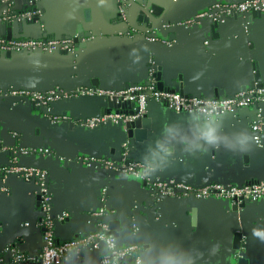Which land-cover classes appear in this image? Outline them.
Listing matches in <instances>:
<instances>
[{"label":"crops","instance_id":"1","mask_svg":"<svg viewBox=\"0 0 264 264\" xmlns=\"http://www.w3.org/2000/svg\"><path fill=\"white\" fill-rule=\"evenodd\" d=\"M215 1L219 0H134L163 9V21L171 24L192 17ZM116 3V0H39L41 16L36 22L4 25L0 17V33L13 37L54 38L75 35L78 28L96 35L83 42L76 63L70 55L57 52L0 56V89L46 90L56 84L92 86L93 80L99 86L117 88L145 81L148 42L139 36L132 39L124 36V26L116 22ZM130 9L133 20L136 10ZM247 22L244 29L238 19L230 20L220 25L215 34L207 23L194 29L171 27L164 36L172 34V41L159 42L154 47L155 52L164 53L159 60L165 87L182 84L187 92L227 96L249 85L254 77L264 83V17H248ZM68 102L50 109L73 119L101 112L97 102L81 99ZM18 104L12 107L0 100V140L11 144L12 133L17 132L21 144L35 140L40 144L33 145H46L51 151L48 157L25 156L22 162L48 171L55 213L63 210L69 213L68 220L55 226L59 240L94 231V224L87 223L83 216L100 206V190L106 187L110 207L120 217L122 231L118 241L145 245L140 254L142 264H264V230L249 221L240 223L245 236L235 242L234 220L225 217L222 209L198 207L192 215L183 208L169 206L157 219H136L138 231L130 234L131 218L126 210L134 204L146 205L145 184L118 175L107 177L101 169L75 163L90 156L122 157L121 143L125 137L120 127L106 124L89 130L52 125L32 105ZM149 118L152 131L143 142L134 145L131 156L149 163L151 177L194 185L216 180L241 184L264 179V151L253 143L245 114L235 119L218 117L202 121L197 117L174 116L166 107L154 104ZM64 158L69 162L63 163ZM8 159L9 156L0 154V168ZM3 188L0 177V252L16 244L30 258L41 242L36 226L38 186L33 181L9 176L5 191ZM256 217L264 221V203L258 204ZM98 258L93 251L60 264H97ZM4 262L11 263L9 258Z\"/></svg>","mask_w":264,"mask_h":264},{"label":"built area","instance_id":"2","mask_svg":"<svg viewBox=\"0 0 264 264\" xmlns=\"http://www.w3.org/2000/svg\"><path fill=\"white\" fill-rule=\"evenodd\" d=\"M39 0H0L1 21L4 25L14 22L32 23L41 16V10L37 6ZM116 22L124 26L123 34L127 39L142 37L150 43H164L160 39L159 31L146 30L143 27L134 26L129 22L126 14L128 8L127 0H116ZM252 13H260L264 16V0H219L205 9L197 12L192 17L177 21L175 27L194 29L200 27L203 22L223 24L229 20L238 18L241 25L247 29V18ZM147 34L150 37H147ZM76 36L59 37H13L0 33V54L26 53L40 51L47 54L63 53L78 58L75 40ZM85 41L83 39L82 43ZM156 59L146 55L147 79L143 82H135L117 88H93V87H62L54 85L46 90L28 89L22 87L9 88L0 91L1 98L16 99L24 104L35 107H49L55 102H66L71 99H85L91 97H104L111 102L114 108L105 107L103 113L97 116L80 117L73 119L61 114L58 116H47V121L52 125L66 124L82 129H97L106 124L117 125L125 136L121 143L123 155L119 159L110 157H84L78 162L84 167L101 169L110 177L118 175L132 182H142L152 199L158 202L162 199L183 200L194 199L223 203L225 215L232 220V206L238 204L264 203V179L251 180L241 184L223 182L221 180L210 181L203 185H194L177 179H165L160 176L151 177L149 163L132 157L133 142L129 139V131L133 124L141 121L148 113V109L154 104L166 107L174 116L197 117L200 120L216 119L218 117H229L235 119L239 114L246 115L253 143L264 151V86L256 87V83L242 87L227 96L200 95L187 92L182 84L174 87L157 89L153 77L156 68L160 67ZM76 63V61H74ZM76 67V65H74ZM74 78V77H73ZM149 109V110H150ZM11 144L0 140V154L9 156L8 162L0 168V177L3 190L5 191L6 179L9 176H17L22 180L33 181L38 186L37 208L39 220L37 229L40 233V246L35 255L28 258L16 244H11L6 250L0 252V264H6L4 260L9 258V264H60L70 258L83 257L85 253L97 252V264H142L140 254L145 245L142 244H120L119 234L116 237L113 232V221L116 211L110 207L108 201V190L106 187L100 190V206L83 216L87 223L94 224L91 233L78 234L73 238L59 240L55 235V226L69 219V213L63 210L55 213L53 203V192L49 190L48 182L50 175L48 171L34 167L22 162L25 156L38 155L48 157L51 151L39 146H22L19 142L20 136L17 132L12 133ZM58 159V158H57ZM63 163L69 162L62 159ZM132 212L138 208L135 204L130 207ZM138 231L135 219L130 221V234Z\"/></svg>","mask_w":264,"mask_h":264},{"label":"water","instance_id":"3","mask_svg":"<svg viewBox=\"0 0 264 264\" xmlns=\"http://www.w3.org/2000/svg\"><path fill=\"white\" fill-rule=\"evenodd\" d=\"M127 2H128V8H127L126 14L128 15L129 22L133 23L135 27L138 26L137 28L143 27L146 30H150V32L152 30H156V31L158 30L160 39L172 41L171 40L173 38L172 34H169L168 38H166L164 35L168 32V30L171 27H175V24L174 23L171 24L169 22L165 23L163 21V17H161L162 14L164 13L163 9H157L158 7L153 8L152 6H148L147 3H142V2L137 3V2H134V0H127ZM171 6H172V4L169 5V7H171ZM130 7H134L136 10V13L133 15V17H134L133 20L131 19ZM251 17L261 18L264 16L261 15L260 13H252L251 16H249V19ZM237 19L238 18H235L232 20H237ZM238 20L242 23V21L240 19H238ZM229 21H227V22H229ZM246 22H247V20H246ZM205 23H207L209 25V27L212 30V33H214V34H215V31L218 29V27L220 25H222L219 23H211L210 21H205L202 24L203 26L201 25L200 27H204ZM68 36H76V39L74 41H75L78 49L84 48L83 43H82L83 39L92 40V39L96 38L95 37L96 35H93L89 32L86 33L80 28H78V32L75 35H68ZM148 36L150 37V35L147 34V37ZM148 45H149L148 46L149 48L147 51L148 55H151L156 60L158 59L156 61V63L160 65V67L156 68V72L154 73L153 77L155 78V81L157 84V89L161 91L165 88V83H164V81H162V63L159 60V56L161 54H164V53L155 52L154 47H155L156 43L148 42ZM77 54H80V51H77ZM10 55H11V53H6V54H1L0 56L1 57H9ZM72 59H73V61H78V58L76 59L75 57H72ZM73 77L75 78V75H72V79H74ZM252 81H254L256 83V87H258V88L264 86V83H261V81L259 80L258 77H254L252 79ZM252 81L248 84H251ZM56 85L62 86L60 84H56ZM67 87H69V86H67ZM76 87H93V88H104V89L109 88V87H106L104 85L99 86V84L94 80L92 81V86L79 84V85H76ZM1 90L2 89H0V91ZM0 100L3 101L4 103L9 104L10 106L12 105V107L15 105V103H19L18 105H21V106L25 105L22 102H18L16 99H8V98H1L0 97ZM81 100H87V101H93V102L99 103V105L101 107L100 113L104 112L105 107H108V108L116 107L114 101L111 102L109 99L104 98V97H91V98H85V99H81ZM73 101H78V100H73ZM66 103H69V102L68 101H66V102H55V103H52L49 107H35L34 105H32V107L35 108V110L38 111L42 115L58 116V115L63 114L64 112L54 111V109H53L54 106L65 105ZM50 107H53V108L50 109ZM149 109H148L147 115L141 121L137 122L136 124H133V126H131V128H130L129 139L133 142V145H132L133 148H134L135 144L143 142L147 138L148 133L151 130V120L149 118V116H150V110ZM93 116H97V115H93ZM139 124H141V127L138 126ZM124 140H125V138H124ZM32 143H34L36 145L40 144L38 141L33 140L31 142L30 141L29 142L28 141H26V142L22 141L21 145L22 146H30V145H32ZM44 148H47V146L44 145ZM199 148H201V147H199ZM48 184H49V182H48ZM147 200L148 201H147L145 206H141V207L138 206V208L135 209L134 212H132L131 208H129L128 211L126 210V215H129V217L131 219H135V220L136 219H143L146 217L148 219L153 220V219H157L158 216H160V215L163 216L164 212L165 213L167 212L169 206L170 207L173 206L175 208H183L187 213L190 212L192 215H195V211L198 207H203V208H208V209L209 208L222 209L224 211V216L227 217L225 215L226 211H225V208H224L225 206L223 203L194 200V199H183V200L162 199L161 201L158 202L157 200L152 199L149 194H148ZM215 206H219V207H215ZM257 209H258V204H256V203L251 204V205L236 203L234 206H232L231 211L233 213H231V216H232V220H234L233 224L235 226L232 229L235 233L234 234V241L235 242L242 241V239H244V236H245V234L243 233L244 230L242 229V227H239L240 223L243 224L244 222L249 221L250 223H253V225L258 227L259 229L264 230V221L262 220V222H261L256 217L257 216ZM113 224H114L113 225V232L115 233V235L117 237L118 234L121 233V231H122V229L120 227V217H118L117 212H116V216L114 218ZM160 239H159V241H160Z\"/></svg>","mask_w":264,"mask_h":264},{"label":"snow or ice","instance_id":"4","mask_svg":"<svg viewBox=\"0 0 264 264\" xmlns=\"http://www.w3.org/2000/svg\"><path fill=\"white\" fill-rule=\"evenodd\" d=\"M259 235V234H258Z\"/></svg>","mask_w":264,"mask_h":264}]
</instances>
